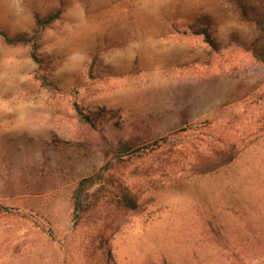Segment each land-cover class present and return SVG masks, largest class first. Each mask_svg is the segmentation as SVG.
<instances>
[{"label":"rangeland","instance_id":"374dc122","mask_svg":"<svg viewBox=\"0 0 264 264\" xmlns=\"http://www.w3.org/2000/svg\"><path fill=\"white\" fill-rule=\"evenodd\" d=\"M259 20L264 0H0V28L31 40L0 34V264H264ZM99 133L174 144L113 170L138 211L101 203L75 225ZM214 145L234 160L190 164Z\"/></svg>","mask_w":264,"mask_h":264},{"label":"trees","instance_id":"16d2710c","mask_svg":"<svg viewBox=\"0 0 264 264\" xmlns=\"http://www.w3.org/2000/svg\"><path fill=\"white\" fill-rule=\"evenodd\" d=\"M59 17V12L51 13L45 19H38L39 28L51 23ZM261 30H264V23L258 21ZM198 34H205V38L210 41V33L207 29L194 31ZM0 34L8 44L30 43L31 40L24 34L18 36H9L1 28ZM36 56V55H34ZM96 117L85 116L84 122L92 128H97ZM100 139L98 145L101 146L100 159L101 166L89 175L83 176L73 190V206H74V219L78 225L86 213L90 212L93 208L101 203H108L114 206L121 207L127 211H138L143 202L137 195L135 190L130 184L125 181H114L113 170L122 166L135 163L147 155L159 152L162 146H172L168 140L169 136L158 137L146 143H134L132 140L124 138H110L104 133H99ZM197 156L190 159V164L194 168H200L205 173H210L217 166L225 163H230L235 158V146L228 149L227 146L214 145L209 154L204 151H196ZM4 207L0 205V211ZM10 210V208H9ZM216 237H218L216 235Z\"/></svg>","mask_w":264,"mask_h":264}]
</instances>
